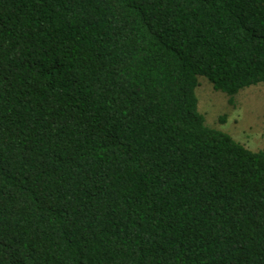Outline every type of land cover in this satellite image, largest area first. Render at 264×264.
<instances>
[{
  "label": "trees",
  "instance_id": "trees-1",
  "mask_svg": "<svg viewBox=\"0 0 264 264\" xmlns=\"http://www.w3.org/2000/svg\"><path fill=\"white\" fill-rule=\"evenodd\" d=\"M198 77L264 85V0H0V264H264V149Z\"/></svg>",
  "mask_w": 264,
  "mask_h": 264
},
{
  "label": "rangeland",
  "instance_id": "rangeland-1",
  "mask_svg": "<svg viewBox=\"0 0 264 264\" xmlns=\"http://www.w3.org/2000/svg\"><path fill=\"white\" fill-rule=\"evenodd\" d=\"M195 93L208 127L229 134L253 151L264 149V85L243 89L230 98L198 77Z\"/></svg>",
  "mask_w": 264,
  "mask_h": 264
}]
</instances>
